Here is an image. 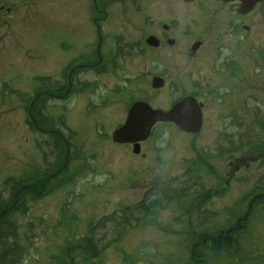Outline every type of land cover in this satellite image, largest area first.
I'll return each mask as SVG.
<instances>
[{
  "label": "rangeland",
  "instance_id": "1",
  "mask_svg": "<svg viewBox=\"0 0 264 264\" xmlns=\"http://www.w3.org/2000/svg\"><path fill=\"white\" fill-rule=\"evenodd\" d=\"M203 1L0 0V196H10L9 179H33L10 218L17 236L9 241L24 251L21 264H186L181 222L191 209L217 212L214 224L226 231L240 223L242 231L234 243L213 238L197 264H264V2L247 17L251 31L238 52L244 70L224 78L211 63L214 44L236 57L229 11ZM199 15L201 27L185 37V25L201 22ZM174 20L162 37L159 24ZM151 35L157 49L146 43ZM197 39L204 46L192 54ZM101 59L105 70L96 64ZM155 76L166 80L161 89L152 86ZM197 77L227 93L200 92L206 109L199 134L160 123L139 154L113 141L132 103L169 109ZM189 169L201 190L193 198L157 213L96 260L73 248L99 219Z\"/></svg>",
  "mask_w": 264,
  "mask_h": 264
},
{
  "label": "trees",
  "instance_id": "2",
  "mask_svg": "<svg viewBox=\"0 0 264 264\" xmlns=\"http://www.w3.org/2000/svg\"><path fill=\"white\" fill-rule=\"evenodd\" d=\"M39 114L38 111L37 121ZM259 124L264 129V121H259ZM230 141L231 144L234 143L233 140L230 139ZM191 171L189 169L184 176H181L184 178L182 180L174 177L167 181H157L136 204L120 206L116 212L99 219L92 226L90 236L81 239L73 248L83 251L87 259L96 260L104 249L109 248L111 244L119 243L123 237L132 230L145 225L157 213L166 211L179 200L193 198V195L201 190L194 185L196 181ZM32 181L33 179H20L18 181L9 179L6 183H13L10 196L8 199L0 196V264H21L23 261L24 251L9 241V238H16L17 236V225L10 218L21 207L19 205L21 190L29 187L33 183ZM262 200L264 201V197ZM258 205L260 206V203ZM216 215H218L217 212L213 213L208 209L200 210L199 213L191 209L184 215L185 221H182L181 224L184 225L188 237L185 250L190 259L187 263L197 264L196 261L200 258H206L205 256H208L207 243L213 241V238H217L216 243H234L237 241L236 237H240L242 233L240 223L225 231L218 224H214V221V223L212 222V216L215 217ZM229 219L230 217L226 222H229ZM221 229L224 231L218 233ZM220 234V238L216 236ZM179 238L181 237L179 236Z\"/></svg>",
  "mask_w": 264,
  "mask_h": 264
},
{
  "label": "flooded vegetation",
  "instance_id": "3",
  "mask_svg": "<svg viewBox=\"0 0 264 264\" xmlns=\"http://www.w3.org/2000/svg\"><path fill=\"white\" fill-rule=\"evenodd\" d=\"M216 1L219 2L222 5V7H227L226 9L229 11V14L226 15V17H225V26L227 27V33H229V36L234 40V44H233L234 48L233 49L235 51H237V53H236V57H233L232 54H228L227 51H225V49H226L225 46H222V45L217 46L213 43L215 48L217 49V54H219V56H217V54H215V57L217 59L214 58L215 61L212 60L213 62L211 64L214 66V68L218 71V73L220 75L224 73L225 76H227V77H233L234 75H236L239 72L244 70L243 65H242V60L240 59L238 52L244 50V49H242L243 46L244 47L247 46V44H246L247 36L245 35V33L251 31L252 26L248 25L247 17L250 16L251 14H253L254 12H256L259 9V5L262 4L264 2V0H262L261 2H259V0H216ZM196 2H197L198 7L205 4V2L203 0H198V1L196 0ZM253 2H254V4H253ZM216 6H219V5L216 4ZM250 6H252V7H250ZM7 9L8 8H6L5 10H7ZM199 18L202 20L201 22L193 18V20L191 22H189L185 25L184 30L186 28L188 30H190L189 32L183 31V34H186L185 37H189L190 36L189 33L194 35V33H196L198 31L197 28L201 27V25H202L201 23L204 22L205 18L203 15H199ZM202 18H204V19H202ZM222 23H223V21H222ZM174 25L175 26L178 25V20L171 21L170 24H167V23H163L162 25L159 24V27L163 31H165L162 34V37H166L168 32L174 28ZM223 25H224V23H223ZM194 28L196 29V31L194 30ZM99 32L101 33L100 30H99ZM167 37H169V36H167ZM254 37L258 38L259 33L255 34ZM118 41H119V39H118ZM146 43L148 44V46H150L152 48H156V49L160 46V40L154 35L149 36L146 39ZM168 44L171 46H174L175 40L169 38ZM140 46H141V42H139L138 46H132V47L135 48V47H140ZM203 46H204V40L201 41V40L197 39L196 41L192 42V44L189 47V50L191 51L192 54H197L200 52V50L203 48ZM250 47L253 50H256L258 48V52H259V45L257 46L255 44H252ZM101 48H102V38L100 39V43H98V49H97L98 52L101 51ZM140 49H141V51H139L140 53H142L144 51L146 52L147 47H144V44H143V47H141ZM205 49H207V48L205 47ZM120 51H121V47L119 48V51L116 53V55L122 54V53H120ZM232 51L233 50H228V52H232ZM201 57H205V54L203 53L201 56L196 58V60H201ZM193 59L195 60L194 57H193ZM102 61H103L102 59L100 61L98 60L96 62V64L100 65V67L102 66L100 68V70H105L106 68L104 67L105 66L104 61L103 62ZM225 76L221 75V77L226 78ZM156 78H160V80H163V86H165L166 80L161 76L153 77L152 83L154 82V80ZM161 88L162 87H160L158 89H161ZM155 89H157V88H155ZM201 91H207L211 94H217V95H222V96L227 95L226 91L222 93V92H220L219 89H215V88L211 89V83H209V82L203 83L202 79L201 78L199 79L197 77L194 81V89L188 95H185L183 97H179V99L175 103H177V102H179V101H181L187 97H194L197 100V102L200 104L202 114H203V120H204L206 107L202 101V97L200 94ZM134 103H132V105ZM132 105L130 106V108L132 107ZM171 107L169 109H162V108H158V109L168 111L171 109ZM130 108H129V110H130ZM152 108L157 109L154 107H152ZM129 110L127 113V117L129 114ZM127 117H126V119H127ZM158 124H160V123H157L156 125H158ZM165 124H173V125L177 126L179 130H181V128L178 125H176L175 123H165ZM203 126H204V122H203ZM203 126H202V129H203ZM183 133H185V132H183ZM193 135H196V134H193Z\"/></svg>",
  "mask_w": 264,
  "mask_h": 264
},
{
  "label": "water",
  "instance_id": "4",
  "mask_svg": "<svg viewBox=\"0 0 264 264\" xmlns=\"http://www.w3.org/2000/svg\"><path fill=\"white\" fill-rule=\"evenodd\" d=\"M160 87H163V80L156 78L153 88ZM203 122L200 104L194 97L175 103L168 111L153 109L148 103L138 101L130 108L125 124L114 132L113 141L118 144H133L134 153L139 154L141 143L151 136L157 123H175L185 133L198 134Z\"/></svg>",
  "mask_w": 264,
  "mask_h": 264
}]
</instances>
